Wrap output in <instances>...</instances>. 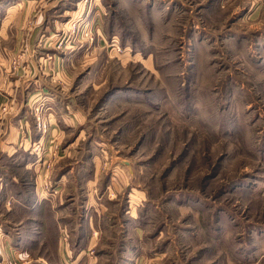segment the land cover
I'll return each mask as SVG.
<instances>
[{
	"label": "rangeland",
	"instance_id": "obj_1",
	"mask_svg": "<svg viewBox=\"0 0 264 264\" xmlns=\"http://www.w3.org/2000/svg\"><path fill=\"white\" fill-rule=\"evenodd\" d=\"M64 2L46 38L73 50L67 91L88 120L75 148L133 169L110 193L108 244H129L130 264H264V0ZM3 243L0 264L51 257Z\"/></svg>",
	"mask_w": 264,
	"mask_h": 264
},
{
	"label": "crops",
	"instance_id": "obj_2",
	"mask_svg": "<svg viewBox=\"0 0 264 264\" xmlns=\"http://www.w3.org/2000/svg\"><path fill=\"white\" fill-rule=\"evenodd\" d=\"M42 1L0 0V233L20 256L44 247L51 257H43V264H130V245L116 247L107 239L114 237L118 223L109 214L110 193L118 196L129 188L133 169L125 163L127 168L115 166L112 152L103 160L101 151L75 148L84 140L88 120L67 91L71 77L66 66L73 50L58 51L45 41L62 27L59 17L69 19L72 10L65 0ZM60 5L62 14L50 20ZM41 10L46 19L39 18ZM13 60L20 66L13 69ZM7 99L14 100L15 109L5 115L1 107ZM37 107L48 128L45 134L36 126ZM37 142L47 150L44 162L37 161ZM48 159H53L49 168ZM103 165L109 166L105 170ZM48 188L57 193L51 195ZM113 250L119 253L112 262Z\"/></svg>",
	"mask_w": 264,
	"mask_h": 264
},
{
	"label": "built area",
	"instance_id": "obj_3",
	"mask_svg": "<svg viewBox=\"0 0 264 264\" xmlns=\"http://www.w3.org/2000/svg\"><path fill=\"white\" fill-rule=\"evenodd\" d=\"M68 23H69V22H68ZM68 23L66 24V26L68 25ZM67 29H68V30H71V26H68ZM64 32H66V31H64ZM55 36H56V35H55ZM55 36L52 37V38L47 37V38L45 39V41H46L47 43L52 41V44H53L54 46H58V47H60V48H63L62 46L65 45V41H61V40H60L61 38H60L59 36H56V38H55ZM16 62H17V64L19 65V62H18V61H16ZM4 109H6V107H4ZM36 126H37L38 130L41 131L42 134H45V133L48 131L47 125H46V123H45L44 115H43V113H42V111H41L40 108H37V113H36ZM33 148H34L35 150H37V152H38L37 161H38V162H44V159H43L44 156H42V155H44V153L47 151L46 148H45L40 142H37V143L33 146ZM48 149H49V148H48ZM56 154H57V150H54V151H53V156H55ZM46 163H47V164H46L47 168L51 167V165H52V163H53V159H51V160L48 159ZM2 235H3V232L0 233V237H1ZM3 246H4V243H3Z\"/></svg>",
	"mask_w": 264,
	"mask_h": 264
}]
</instances>
